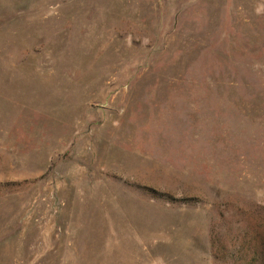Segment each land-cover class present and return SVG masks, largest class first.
Masks as SVG:
<instances>
[{
	"label": "rangeland",
	"instance_id": "obj_1",
	"mask_svg": "<svg viewBox=\"0 0 264 264\" xmlns=\"http://www.w3.org/2000/svg\"><path fill=\"white\" fill-rule=\"evenodd\" d=\"M0 264H264V0H0Z\"/></svg>",
	"mask_w": 264,
	"mask_h": 264
}]
</instances>
